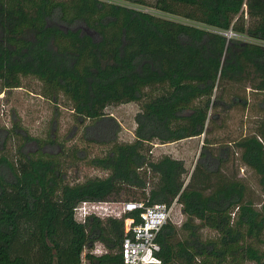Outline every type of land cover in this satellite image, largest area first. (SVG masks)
I'll use <instances>...</instances> for the list:
<instances>
[{"label": "trees", "instance_id": "1", "mask_svg": "<svg viewBox=\"0 0 264 264\" xmlns=\"http://www.w3.org/2000/svg\"><path fill=\"white\" fill-rule=\"evenodd\" d=\"M119 1L0 0L1 89L36 78L45 98H65L81 126L91 122L86 142L109 146L90 160L105 178L70 183L57 155L6 153L18 125L6 131L0 264H83V255L88 264H125L126 220L139 223L141 210L85 223L74 214L83 201L117 202L121 193L125 202L181 207L182 226L170 220L157 236L161 264H264V0ZM236 87L251 89L252 101ZM128 103L140 107L135 140L120 142L106 110ZM236 105L255 120L250 134L208 139L222 109ZM203 135L192 170L151 157L154 143ZM244 167L259 196L240 177ZM205 229L216 236L204 238ZM96 243L107 252L94 254Z\"/></svg>", "mask_w": 264, "mask_h": 264}, {"label": "rangeland", "instance_id": "2", "mask_svg": "<svg viewBox=\"0 0 264 264\" xmlns=\"http://www.w3.org/2000/svg\"><path fill=\"white\" fill-rule=\"evenodd\" d=\"M105 1L125 4L119 0ZM228 36L232 37L233 35L228 34ZM42 88L43 84L33 77L23 78L22 87L9 91H3L0 85V141L5 139L6 131H11L15 125H18L17 130L6 141L5 152L11 157H17L18 150L25 147L31 152H38L41 149L40 152H43L45 157L57 155L64 163L67 180L70 183H82L93 178H105L108 173L91 166L90 160L94 157L104 156L109 150V146L86 142L83 139V129L91 122L87 121L81 126L65 98L61 97L56 104L42 95ZM232 92L241 97L246 96L249 102L254 97L249 88L244 90L241 87H236ZM229 101H231L230 98ZM139 109L138 103L114 105L107 108L106 116L119 125L118 140L120 142H133L135 140V117ZM221 120L222 122L218 121L216 126H209L210 132L206 136L208 139L221 141L239 139L250 134L252 124L255 121L249 111L243 110L238 105L227 110L223 108ZM29 137L34 140L28 141L27 138ZM204 139L205 136L203 135L202 137L165 145L154 143L150 146L151 157L157 160L169 155L175 159L183 160L187 169L192 170L199 158ZM239 175L247 181L256 196L261 194L256 176L252 171L244 167L239 170ZM126 199V193H121L117 202H110L112 207L121 213ZM185 220L186 217L182 214L181 207L176 205L171 221L177 227H181ZM215 236L216 234L208 229L203 232L204 238ZM106 252L107 249L103 244H95L94 254L102 255ZM83 264H88L84 255Z\"/></svg>", "mask_w": 264, "mask_h": 264}, {"label": "built area", "instance_id": "3", "mask_svg": "<svg viewBox=\"0 0 264 264\" xmlns=\"http://www.w3.org/2000/svg\"><path fill=\"white\" fill-rule=\"evenodd\" d=\"M177 203L171 206L158 204L146 206L143 202H125L122 212L112 207L110 201H83L74 210L75 219L85 223L89 217L101 219L121 218L128 212L139 211L140 222L134 219L126 220V238L122 246L125 264H161L158 254L161 250L157 236L161 229L171 220Z\"/></svg>", "mask_w": 264, "mask_h": 264}, {"label": "water", "instance_id": "4", "mask_svg": "<svg viewBox=\"0 0 264 264\" xmlns=\"http://www.w3.org/2000/svg\"><path fill=\"white\" fill-rule=\"evenodd\" d=\"M230 35H233L232 33H229Z\"/></svg>", "mask_w": 264, "mask_h": 264}]
</instances>
